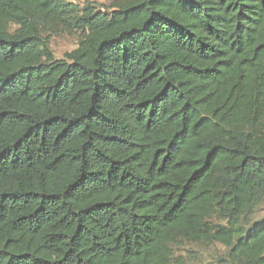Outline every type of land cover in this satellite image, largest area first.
<instances>
[{"label":"trees","instance_id":"obj_1","mask_svg":"<svg viewBox=\"0 0 264 264\" xmlns=\"http://www.w3.org/2000/svg\"><path fill=\"white\" fill-rule=\"evenodd\" d=\"M263 206L264 0H0V264H264Z\"/></svg>","mask_w":264,"mask_h":264},{"label":"rangeland","instance_id":"obj_2","mask_svg":"<svg viewBox=\"0 0 264 264\" xmlns=\"http://www.w3.org/2000/svg\"><path fill=\"white\" fill-rule=\"evenodd\" d=\"M83 7L85 3H91L97 8L107 10L111 0H68ZM78 36L50 35V47L57 58H63L67 52L72 51L78 45ZM256 217L264 214V206ZM224 251L223 246L212 243H183L174 247L175 256H182L187 263L199 264L214 260L215 256ZM189 263V264H190Z\"/></svg>","mask_w":264,"mask_h":264}]
</instances>
